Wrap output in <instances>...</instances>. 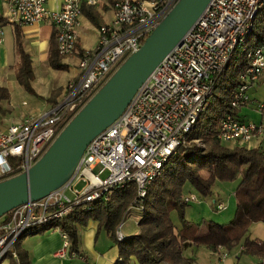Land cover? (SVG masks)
<instances>
[{
    "label": "built area",
    "instance_id": "1",
    "mask_svg": "<svg viewBox=\"0 0 264 264\" xmlns=\"http://www.w3.org/2000/svg\"><path fill=\"white\" fill-rule=\"evenodd\" d=\"M3 1L9 6L5 16L9 22L25 25L52 20L61 56H71L78 50L83 3L95 6L100 2L65 0L59 10L52 11L47 8V0ZM177 2L116 0L114 20L100 26L93 49L81 52V75L68 82L63 99L19 122L7 123L0 117V181L27 172L37 163L70 120L140 49ZM263 12L264 0H211L119 118L89 143L72 176L42 199L29 200L0 218V262L9 255L18 261L14 247L23 236L58 224L76 212L93 210L98 200L108 201L113 189L129 182L137 187L132 206L143 211L149 185L188 143L186 136L205 114L218 80L240 53L245 64L232 90L231 110L222 117L217 135L223 143L260 149L264 155V121H243L235 111L249 105L248 90L264 77V29L257 30L256 25ZM4 38L0 24V44ZM258 111L264 116V103ZM106 171L107 176L102 177ZM81 182L84 185L78 189ZM197 199L193 193L184 197L187 203ZM218 208L224 209L225 204L220 202ZM123 225L117 229L118 243L127 239ZM63 233L65 242L56 255H79L69 251L68 235ZM259 264H264V258Z\"/></svg>",
    "mask_w": 264,
    "mask_h": 264
},
{
    "label": "trees",
    "instance_id": "2",
    "mask_svg": "<svg viewBox=\"0 0 264 264\" xmlns=\"http://www.w3.org/2000/svg\"><path fill=\"white\" fill-rule=\"evenodd\" d=\"M260 27L264 29V18ZM17 37V49L21 60L17 78L29 92L34 93L31 84L33 77L31 58L23 48L20 33H17ZM49 59L54 68H67L58 52L56 32L53 35ZM232 62L233 60L230 64ZM244 64L245 58L238 66V72ZM236 81L237 77L233 79L228 92L229 103L226 104L222 100L224 111H212L214 107L210 102L205 114L186 136L187 141L202 140L205 147L182 145L167 162L165 171L149 185L144 200L143 216L139 221L140 233L119 243L122 262L117 264L128 262L131 255H135L138 262L143 264H195L193 258L183 255L189 240L198 246L207 245L213 250L222 246L232 250L243 242V252L264 258V239H251L248 235L253 223H264V155L260 149H249L245 146L228 147L217 135L222 117L231 110L230 99ZM9 97L8 90L0 86V112L1 101ZM204 167L212 171L208 178H204L199 172V168ZM239 176L241 180L235 192L238 205L232 221L225 224L210 221L205 229L200 225L186 222L180 231L176 232L171 213L177 207L183 209L189 204L183 197L186 184L196 189L202 196L209 197L213 194L216 180L230 181ZM136 196L137 187L135 183L129 182L125 187L113 189L108 201L98 200L93 210L76 212L60 223L46 225L37 232L60 227L68 235L70 252L80 254L76 224H86L89 219H94L99 221L100 227L107 230L117 241V228ZM183 216L182 213L181 217ZM20 240L14 247L18 254V263L13 255H10L11 264H30L27 252L20 246Z\"/></svg>",
    "mask_w": 264,
    "mask_h": 264
},
{
    "label": "crops",
    "instance_id": "3",
    "mask_svg": "<svg viewBox=\"0 0 264 264\" xmlns=\"http://www.w3.org/2000/svg\"><path fill=\"white\" fill-rule=\"evenodd\" d=\"M115 1L100 0L95 6H89L83 3L81 25L78 30V50L71 56L60 55L61 61L67 65V68L56 69L51 65L49 59L53 35L56 32L53 21L46 19L25 25L9 22L5 19L9 6L5 1L0 0V24L5 31L4 42L0 44V86L6 88L10 94L9 98L1 101V118L7 123L19 122L28 115H39L43 113L63 99L67 91L68 82L81 75L82 71L79 68L81 52L87 49H93L99 40L100 26L114 20L115 9L113 4ZM64 2L65 0H47L46 5L49 10L56 11L60 9ZM17 33H20L23 48L31 58L33 71L31 84L35 91L34 93L29 92L17 78V71L21 62L17 49ZM259 83H264V77ZM259 114L261 116L260 122H263L264 116L260 112ZM211 173L212 171L209 170L208 176L203 177L208 178ZM214 202L217 203V208L220 202L224 203L221 198H216ZM226 208L227 205L225 204V208L221 210H225ZM134 209L139 210L134 206H130L124 218L132 213ZM218 210L220 209L218 208ZM142 216L143 213L137 220L138 225ZM76 226L79 233L80 252L77 256L68 254L66 257L61 258L56 255L57 251L63 247L65 242L64 233L61 228L53 227L42 232L32 233V236L29 237H26L27 235L23 236L20 240V246L27 252L30 264H117L122 260L119 243L107 230L100 227L99 221L89 219L86 224L77 223ZM180 229L176 227V232L178 233ZM140 230L141 228L139 226V231L136 233L123 232L128 238L136 236L140 233ZM249 237L255 239L251 234ZM188 242V246L184 249L183 255L193 258L195 264H198L197 255H195V249L198 248V245L192 240ZM241 244H239L241 248L239 251L243 252V245ZM206 247L211 253H217L219 255V261L221 262L217 263L209 257L208 264H229V254L223 252L226 249L225 247L222 246L216 250L211 249L207 245ZM189 250H191V254H187ZM232 250L227 251L231 252ZM235 254L238 255V251ZM247 257L245 261L251 264H259L263 259L256 255H247ZM243 258L238 257L239 262L238 260H233V263L240 264L244 261ZM11 263L12 259L10 255L0 262V264ZM122 264L143 263L138 262L135 255H131L128 262Z\"/></svg>",
    "mask_w": 264,
    "mask_h": 264
},
{
    "label": "water",
    "instance_id": "4",
    "mask_svg": "<svg viewBox=\"0 0 264 264\" xmlns=\"http://www.w3.org/2000/svg\"><path fill=\"white\" fill-rule=\"evenodd\" d=\"M211 0H178L172 10L65 126L27 172L0 181V218L39 200L73 174L89 143L127 108L162 60L178 45Z\"/></svg>",
    "mask_w": 264,
    "mask_h": 264
},
{
    "label": "rangeland",
    "instance_id": "5",
    "mask_svg": "<svg viewBox=\"0 0 264 264\" xmlns=\"http://www.w3.org/2000/svg\"><path fill=\"white\" fill-rule=\"evenodd\" d=\"M264 18V15L261 14L256 21L257 30L261 29V21ZM243 61L242 53L237 54L232 64H230L224 73L222 74L221 78L218 80V83L214 90V96L211 98L210 102L213 105L212 111H218L222 110L224 111V107L222 106V100L227 104L229 103V89L231 88L233 84V79L237 77L238 75V66ZM261 84V85H260ZM260 86V87H259ZM248 94L251 98V101L247 107H243L241 109L235 110L236 113L239 115V117L246 122L255 121L260 122L261 116L259 112L257 111V107L260 105V103L264 102V83H259L255 85V87H251L248 91ZM189 147H192L194 145L201 146L202 148L205 147V144L202 142V140L197 141H188L186 144ZM224 145L228 147H234L233 144L230 143H224ZM210 169L208 167L199 168V172L202 176H208V171ZM95 171H98L95 170ZM108 172H104L101 176L106 177ZM241 180V176L234 180L230 181H224V180H216L215 184L213 186V194L209 197L202 196L196 189L192 188L189 184H186L183 192V197H186L187 195H190L191 193L196 194L198 196V199L196 201L190 202L188 205H186L183 209L181 207H177L174 209L171 213L172 221L174 222L175 226L180 229L183 227V223H192L194 225H200L202 229H205L207 227V223L210 221H216L218 223H229L232 221L236 215L237 211V198L235 195V192L237 190L238 184ZM84 183L81 182L77 184V188L81 189L83 187ZM72 195L71 193H69ZM216 198H221L224 203L227 205V208L225 210H218L217 203L214 202ZM143 212L140 210H133L132 213H130L128 216L124 218V228L123 231L125 233L133 232L136 233L139 231V225L137 223V220L139 219L140 215ZM183 213V218L181 217V214ZM251 234L254 238H264V223L263 222H257L253 223L249 230V235ZM32 236V234L27 235L26 237ZM24 239V238H23ZM243 245V242L242 244ZM227 249V248H226ZM224 250L223 252H227L229 254V264H235L233 263V260H238V257H244L242 263L240 264H251L247 261H245V258H248L247 254L245 252L239 251L240 245L238 247L233 248L231 252H228L227 250ZM70 251V250H69ZM195 255H197V262L198 264H208L209 257H211L215 262L221 263L219 261V255L217 253H211L209 249H207L206 245H200L198 248L195 249ZM238 251V255L235 253ZM187 254H191V250L187 252ZM239 262V260H238Z\"/></svg>",
    "mask_w": 264,
    "mask_h": 264
}]
</instances>
